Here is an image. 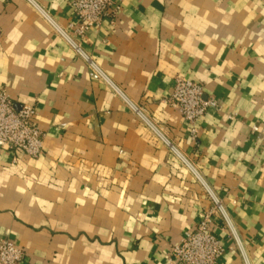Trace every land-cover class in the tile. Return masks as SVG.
Instances as JSON below:
<instances>
[{"label": "crops", "instance_id": "1", "mask_svg": "<svg viewBox=\"0 0 264 264\" xmlns=\"http://www.w3.org/2000/svg\"><path fill=\"white\" fill-rule=\"evenodd\" d=\"M70 1L0 0V91L45 135L0 148V239L22 264H178L210 212L217 264H264V0H122L83 37ZM177 77L219 103L194 133Z\"/></svg>", "mask_w": 264, "mask_h": 264}, {"label": "built area", "instance_id": "2", "mask_svg": "<svg viewBox=\"0 0 264 264\" xmlns=\"http://www.w3.org/2000/svg\"><path fill=\"white\" fill-rule=\"evenodd\" d=\"M121 1L71 0L74 22L69 24L70 30L75 36L83 37L91 28L100 26L105 18H113L121 7ZM73 46L77 51L80 50L77 44L73 43ZM168 103L193 126V133L196 132V123L204 117L206 111L219 107L214 97L205 95L203 85L184 77L175 79ZM36 115L34 106L24 104L16 108L6 92L0 91V148L23 152L30 157L41 155L45 135L35 123ZM233 117L229 116L231 119ZM257 129L253 127V130ZM215 203L220 208L219 202L215 200ZM211 222V213L208 212L195 230L186 232L172 246L169 260L178 264H217L223 248L210 230ZM23 260L24 252L18 245L9 239H0V264H22Z\"/></svg>", "mask_w": 264, "mask_h": 264}]
</instances>
